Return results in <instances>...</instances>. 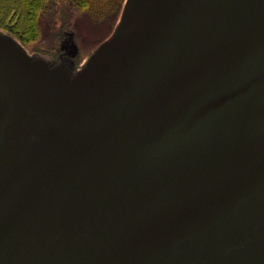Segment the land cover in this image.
Masks as SVG:
<instances>
[{
	"label": "water",
	"instance_id": "1",
	"mask_svg": "<svg viewBox=\"0 0 264 264\" xmlns=\"http://www.w3.org/2000/svg\"><path fill=\"white\" fill-rule=\"evenodd\" d=\"M72 37L0 29V264H264V0H124L79 69Z\"/></svg>",
	"mask_w": 264,
	"mask_h": 264
},
{
	"label": "trees",
	"instance_id": "2",
	"mask_svg": "<svg viewBox=\"0 0 264 264\" xmlns=\"http://www.w3.org/2000/svg\"><path fill=\"white\" fill-rule=\"evenodd\" d=\"M124 0H0V29L13 35L24 45L34 43L41 38L44 17L51 27H56L55 38L58 41L66 30H72L78 41L79 26L82 23L101 21L109 18L117 25ZM84 18V19H81ZM116 27V26H115ZM81 35V34H80ZM79 37H82L79 36ZM78 38V39H77ZM81 43V41H80ZM49 51L54 49L56 56L58 42L50 39L45 43ZM82 45V44H81ZM42 46V45H41ZM38 45L30 47V51L44 52ZM87 48V47H86ZM81 48V57L91 53Z\"/></svg>",
	"mask_w": 264,
	"mask_h": 264
},
{
	"label": "rangeland",
	"instance_id": "3",
	"mask_svg": "<svg viewBox=\"0 0 264 264\" xmlns=\"http://www.w3.org/2000/svg\"><path fill=\"white\" fill-rule=\"evenodd\" d=\"M81 19H84V18H81ZM116 26V24H115ZM115 26L112 24V20L110 21L109 18H106V19H103L101 21H97V22H94L91 20L90 23H82L81 26H79V33L82 35V37H79L81 36L80 34L77 36L78 38V41L74 38H73V41L78 45L79 47V53L73 57V62H74V68L76 67L77 69L83 67L85 65V63L87 62L86 60L88 59V57H90V55L93 54V52H95L94 50L101 44L103 43L108 37L111 36ZM55 30H56V27H51L50 23L47 21V18L44 17L43 19V25H42V35H41V38L34 42V43H29L28 45H24V47H26V49L30 52V54H35L34 52L30 51V47L34 46L35 45H38L40 48L41 45L42 46H46L45 43L49 44L50 42V39H54L55 42L59 44L60 48H61V44H62V37L61 39L58 41L57 38H55ZM66 32H68V34L72 35V30H66ZM81 41V43H80ZM82 44V45H81ZM48 47V46H47ZM87 47V48H86ZM81 48L85 50H91L92 52L89 53H86L87 55L86 56H83V58L81 57ZM44 52H41V54H38V55H41L43 56L44 58H50L53 56L56 57V56L53 54L54 53V49H52L51 51H48L46 49H42ZM53 52V53H52ZM58 52V50H57ZM51 59V58H50ZM49 60V59H48ZM71 60V59H70ZM51 61V60H50Z\"/></svg>",
	"mask_w": 264,
	"mask_h": 264
},
{
	"label": "flooded vegetation",
	"instance_id": "4",
	"mask_svg": "<svg viewBox=\"0 0 264 264\" xmlns=\"http://www.w3.org/2000/svg\"><path fill=\"white\" fill-rule=\"evenodd\" d=\"M65 35H66V34H62V35H61L62 39H64ZM62 41H63V40H62ZM41 47H42L43 49H46V50L49 51V49L47 48V46H41ZM56 50H58V53H57V56H56V57H54V56H53V58L50 57L51 59H50V58H47V59L51 60L52 62H55V64L58 63V62H60V61L62 60L63 57L65 58V57L67 56V55L64 53V50H63L62 48H60V46L57 47Z\"/></svg>",
	"mask_w": 264,
	"mask_h": 264
}]
</instances>
